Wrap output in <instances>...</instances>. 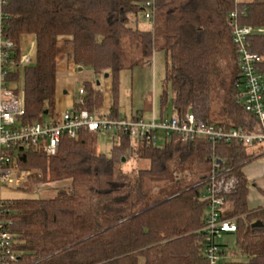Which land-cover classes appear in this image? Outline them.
<instances>
[{"label": "trees", "instance_id": "16d2710c", "mask_svg": "<svg viewBox=\"0 0 264 264\" xmlns=\"http://www.w3.org/2000/svg\"><path fill=\"white\" fill-rule=\"evenodd\" d=\"M153 3L151 29L139 27V14ZM238 10L242 26L253 32L249 41L262 61L264 76V0H0V38L13 42L16 67L4 86L25 93L24 124L59 118L56 108L60 44L63 56L76 68L108 73L111 101L92 81L83 84L71 107L121 118L118 107L120 73L151 62L156 51L165 55V85L172 88V114L191 113L198 120L224 129L260 128L259 119L245 109L239 52L229 22ZM243 10L244 13H243ZM146 18V17H145ZM34 36L33 62L22 70L21 39ZM168 93L161 94L160 116ZM143 110L131 118H142ZM127 118V117H126ZM99 131L82 129L64 135L56 154L30 149L18 162L29 170L33 189L56 183L50 198L6 199L5 228L15 235L20 256L12 264H210L205 225L209 207L206 189L223 172L236 188L225 196L221 217L234 219V248L218 241L220 264H264V205H249L252 181L245 167L264 155V142L212 143L184 140L177 133L163 145H135L126 134H115L111 153L98 151ZM213 156L221 158L216 169ZM130 158L147 159L146 168L126 169ZM264 194V190L260 189ZM29 192V191H25ZM261 221L262 225L254 223ZM237 254L246 259H236Z\"/></svg>", "mask_w": 264, "mask_h": 264}, {"label": "built area", "instance_id": "2783aa9c", "mask_svg": "<svg viewBox=\"0 0 264 264\" xmlns=\"http://www.w3.org/2000/svg\"><path fill=\"white\" fill-rule=\"evenodd\" d=\"M152 9L153 3L147 2L145 17L151 23L154 22ZM239 16L238 10L231 12L229 22L233 41L239 52L244 106L260 123V128L253 132H247L242 127L224 129L213 123L198 120L191 113L185 117L164 114L159 117L152 115L149 119H129L109 117L99 112L91 113L86 109H66L59 118L46 116L41 121L24 124L22 117L26 109L23 87L15 89L3 85L6 74L16 67L11 61L13 42L0 38V191L15 190L13 187L25 185L29 181L31 172L19 168V152L43 149L54 155L64 135L77 137L82 129L126 134L135 145L142 142L157 144L159 132H163L165 136L177 133L184 140L207 139L214 144L238 141L245 145H254L264 142V76L259 71L262 57L251 48L249 36L253 32L252 27L240 25ZM32 62L33 57L30 54H22L19 67L23 70ZM79 93H84V87L79 89ZM221 163L220 157L213 156L216 169L221 168ZM236 184L234 177L226 178L221 171L212 177L206 189L210 202L202 231L206 233L208 241L205 256L210 264L221 263L223 256L220 254L218 241L223 233L235 228L234 219L222 218L221 211L225 196L236 188ZM6 199L0 195V264H12L20 256V251L13 247L15 235L5 228L2 218Z\"/></svg>", "mask_w": 264, "mask_h": 264}, {"label": "rangeland", "instance_id": "374dc122", "mask_svg": "<svg viewBox=\"0 0 264 264\" xmlns=\"http://www.w3.org/2000/svg\"><path fill=\"white\" fill-rule=\"evenodd\" d=\"M139 27L142 29H151L152 23L145 18L144 12L139 14ZM34 36L26 34L21 39V52L22 54H30L31 57L35 56V44ZM71 65V64H70ZM71 67L69 66V69ZM88 72V71H87ZM91 72V71H90ZM165 74V55L163 52L156 51L152 57L151 62L147 63L144 66L136 67L132 71L124 70L120 73L119 78V91H118V107L119 113L122 116H125L131 119V116L139 110H143V117L149 119L152 115L157 117L160 116V107H161V94L166 89L168 93L167 106L165 114L172 116V88L171 85H165L164 82ZM68 77L74 76L72 73H68ZM81 79H88V73L81 75ZM98 79L101 81L100 87L103 90L105 96V102L103 110L108 109L111 101V84L110 79L104 77L103 75L98 76ZM96 79L90 81L95 83ZM74 82V81H73ZM83 84V81L76 79L72 84L73 89L74 85L76 89ZM22 87V81L19 83ZM95 85V84H94ZM96 86V85H95ZM56 94L58 95L57 91ZM49 116V115H47ZM159 139L157 141L158 145H163L166 141V136L163 132H159ZM168 136V135H167ZM118 142L117 136L114 133L99 131L97 136V147L98 151L110 154L111 149L114 143ZM259 163H264V155L259 157L257 160ZM149 166V160L147 159H137L130 158L126 161L125 168L130 170L133 168H146ZM20 170L22 169L19 165ZM31 185L30 179L25 183V185H20L18 187H13L12 189H2L0 195L4 198L16 197L18 195H26L31 197H40V198H50L57 193L58 187L60 184L56 183H40L36 186H33V189L27 186ZM29 191V192H25ZM24 197V196H23ZM11 200V199H10ZM257 201L255 200V193L250 190L249 193V205L253 207ZM221 241H227L229 248H234L236 244L235 235L233 233H223ZM236 259H246L243 255L237 254ZM140 264H144V259H141Z\"/></svg>", "mask_w": 264, "mask_h": 264}, {"label": "crops", "instance_id": "0c3cea01", "mask_svg": "<svg viewBox=\"0 0 264 264\" xmlns=\"http://www.w3.org/2000/svg\"><path fill=\"white\" fill-rule=\"evenodd\" d=\"M60 56L58 59V78H57V100H56V108L60 112L66 110L67 108L71 107L74 99L76 96H78L79 89L83 87V84L85 81H90L92 79H96L95 83L97 82L98 76H96L93 71L84 69V68H76V66L72 63L69 65L66 58L61 55L63 53L64 45L60 44ZM69 66L71 67L69 69ZM88 71V72H87ZM91 71V72H90ZM68 73H72L74 76L68 77ZM84 73H88L89 76H87L88 79H81V75ZM76 79H80L83 81V84L79 87V89L75 88L73 89V83L76 81ZM74 81V82H73ZM100 81V80H99ZM101 84V81H100ZM96 86H100L95 84ZM246 175L248 178L252 181L253 185L251 186L250 190H252L255 193V200L257 203L254 206L258 205H264V194L260 191V189L264 190V163H259L257 161H254L250 164H248L245 167ZM24 197H27L25 194ZM22 195H18L16 197H9L7 199H15V198H22Z\"/></svg>", "mask_w": 264, "mask_h": 264}, {"label": "water", "instance_id": "95a60500", "mask_svg": "<svg viewBox=\"0 0 264 264\" xmlns=\"http://www.w3.org/2000/svg\"><path fill=\"white\" fill-rule=\"evenodd\" d=\"M104 77H108V73H106V74L104 75ZM96 84H97V85H100V81L97 80ZM254 225H256V226H260V225H262V222H261V221H256V222L254 223Z\"/></svg>", "mask_w": 264, "mask_h": 264}]
</instances>
